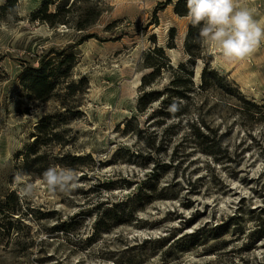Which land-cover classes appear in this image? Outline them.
Here are the masks:
<instances>
[{
  "label": "rangeland",
  "instance_id": "obj_1",
  "mask_svg": "<svg viewBox=\"0 0 264 264\" xmlns=\"http://www.w3.org/2000/svg\"><path fill=\"white\" fill-rule=\"evenodd\" d=\"M67 1L68 9L73 0H52L49 13ZM167 1L75 3L68 27L39 20L47 0L0 9V198L14 191L28 212L21 244L0 240V264H264V45L231 63L203 45L204 59L192 67L196 93L171 100L166 90L175 72L165 67L145 89L162 97L140 111L150 53L162 48L167 61L154 55L152 62L174 69L190 57L184 47L190 23ZM242 2L264 19V0ZM96 6L95 25L78 31V17ZM89 34L98 37L78 44ZM52 52L76 58L73 67L60 68H70V76L42 102L23 78ZM206 64L224 79L201 90ZM69 84L77 90L71 96ZM237 92L261 109L241 103ZM45 118L63 142L41 150L50 167L65 168L62 154L91 156L74 170L79 179L69 192L53 194L42 177L20 173L22 154ZM150 181L156 191L146 189ZM109 182L111 190L104 187ZM25 183L33 185L31 196L20 192ZM140 190L154 201L143 200L125 223L92 237L99 211ZM70 219L71 231H60Z\"/></svg>",
  "mask_w": 264,
  "mask_h": 264
},
{
  "label": "trees",
  "instance_id": "obj_2",
  "mask_svg": "<svg viewBox=\"0 0 264 264\" xmlns=\"http://www.w3.org/2000/svg\"><path fill=\"white\" fill-rule=\"evenodd\" d=\"M87 1L89 0H73L71 5L74 6L75 3L83 4ZM5 2L6 3H4V5L0 4L1 10H15L18 0H6ZM166 4L174 6V12L176 15L187 18V0H168ZM50 5H52V0H47L43 7L38 11L37 17L39 20L46 22L51 27H56L58 25L66 27L70 26L72 21L70 20L71 18L69 13L72 6L68 9L66 8L68 6V1L57 6L58 10L54 14L49 13ZM97 7L98 6H96V8H88L85 11V14L83 13L78 17L79 20H77V24L75 26L78 31H87L95 25L101 15L100 9ZM171 32L173 35L171 39H175V29H172ZM96 37L98 36L89 34L82 37L78 44H82L83 42ZM185 40V51L190 57L186 62L179 64L175 69L174 66L169 63L166 65L165 63L157 64L152 62L154 55H156L158 59L163 58V61H167L165 52L162 48H155L150 53L152 55L147 57L146 62L148 68H151L152 71L142 78L141 86H143L144 89L139 103L140 111H144L147 106L160 100L162 97V93L159 91H145V89L147 87H152L155 79L161 75L162 68L165 67L173 69L175 72L173 75L174 79L170 83L171 86L166 90L167 93H170L171 100H189L196 93L197 87L195 86L193 80L195 71H193L192 67L198 59H204L202 56L203 44L199 39V26H192L189 24ZM52 54H56L58 58L57 65H55L56 59L51 57ZM75 58V54L66 55L64 52L48 53V55L41 59L38 67H31L27 69L23 78L25 87L31 91L33 95H35L34 97L37 100L42 102L49 101L54 96L58 85L70 76V72L68 71L71 67H73ZM67 64L70 68L62 72L60 68ZM203 71L202 85L198 87L201 90L215 88L216 85H218V81L224 79L217 72L210 70V66L208 64L205 65ZM80 82L81 83L79 84H84L87 80L82 79ZM228 85L227 91H233L229 90L231 85ZM67 90L68 96L73 95L77 91L75 85L72 84L68 85ZM238 99L244 105L253 107L255 110L261 109V106L258 104L249 103V101L243 98L240 93H238ZM64 108H66V106ZM66 110L68 109L66 108ZM37 127L38 134L35 136L34 142L29 145L27 152L22 154L23 168L20 173L34 177H42L43 172L50 167V162L46 161V158L48 157L46 156V153H42L41 150L52 147L56 144L63 146V142L59 139V134L55 131V127H52L51 123H49V118L42 119L41 123ZM87 158L91 159V156H72L71 154H62V156L58 159L60 162L59 165L76 170L78 167L84 165V161ZM68 160H71L72 162H68ZM150 182L151 184L145 188L152 192L156 191V185L152 184V181ZM104 187L111 190L114 188V182L106 183L104 184ZM143 200L147 203L154 201L153 198H151V196H149L146 192L140 190V192L135 194L132 198H128L126 202L113 203L111 207H106L103 211H99L101 207L98 208V215L100 214V216H98V218L96 217V229L92 237L98 236L101 232L107 234L113 227L125 223L124 218L132 216L134 212L139 209L138 207L143 205ZM22 203V199L14 191L7 193L0 198V240L6 242L7 244L12 243L16 246L20 245L21 239L24 237L22 230L28 227L24 221L28 212L25 213L22 210ZM39 213L43 214L42 212ZM72 225L73 221L70 219L69 221L63 222L58 229L68 234L71 231Z\"/></svg>",
  "mask_w": 264,
  "mask_h": 264
},
{
  "label": "clouds",
  "instance_id": "obj_3",
  "mask_svg": "<svg viewBox=\"0 0 264 264\" xmlns=\"http://www.w3.org/2000/svg\"><path fill=\"white\" fill-rule=\"evenodd\" d=\"M187 19L192 26H199L200 42L215 50L225 62L250 58L264 45V19H257L255 10L242 0H187ZM16 179L21 183V174ZM78 179L71 168L52 166L42 174V183L53 194L71 191ZM32 191L30 183L20 189L27 196Z\"/></svg>",
  "mask_w": 264,
  "mask_h": 264
}]
</instances>
